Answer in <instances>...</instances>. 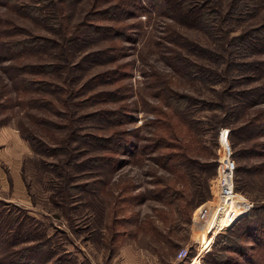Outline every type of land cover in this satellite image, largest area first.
<instances>
[{
	"label": "rangeland",
	"instance_id": "1",
	"mask_svg": "<svg viewBox=\"0 0 264 264\" xmlns=\"http://www.w3.org/2000/svg\"><path fill=\"white\" fill-rule=\"evenodd\" d=\"M263 126L264 0H0V264H264Z\"/></svg>",
	"mask_w": 264,
	"mask_h": 264
},
{
	"label": "built area",
	"instance_id": "2",
	"mask_svg": "<svg viewBox=\"0 0 264 264\" xmlns=\"http://www.w3.org/2000/svg\"><path fill=\"white\" fill-rule=\"evenodd\" d=\"M223 130H225V129H223ZM223 130L221 131V134H220L221 154H220V158H219L218 170H219V182L221 183V185L224 188V187H226L227 181L229 180L230 177L232 178V181H233L234 171L236 169V162L233 158V149H232V146H231V143L229 140L228 129H226V133H225L226 134L225 136H228L227 140L223 139V132H224ZM230 173H231V176H230ZM233 185H234V183H233ZM224 191H225V188H224ZM223 194H222V196H223ZM223 200L224 199L222 198L221 206L219 207L221 210L220 214H222V212L225 211V209H224L225 203L223 202ZM245 204H247V205L243 206V208H245V207L250 208L248 203H245ZM188 253H189L188 248H182L180 250V252L178 253V255L180 258L183 259V258H186L188 256Z\"/></svg>",
	"mask_w": 264,
	"mask_h": 264
},
{
	"label": "trees",
	"instance_id": "3",
	"mask_svg": "<svg viewBox=\"0 0 264 264\" xmlns=\"http://www.w3.org/2000/svg\"><path fill=\"white\" fill-rule=\"evenodd\" d=\"M262 128H264V126L262 127ZM173 146H176V145H173ZM214 157H215V155H214ZM216 158V157H215ZM216 164V161L215 160H213V165H215ZM259 227H261L263 230H264V220L263 221H260L259 222ZM259 227L258 226H256V227H254V229L255 230H257V233H259L260 235H261V237H262V232H261V230L259 229ZM264 233V232H263ZM226 236V238L224 239L225 240V243H226V248H230V246H232L231 244H229V242H234V238L235 237H238V238H241V235L239 234H237V232H232L231 231V234H229V235H225ZM229 246V247H228ZM240 247H242L241 245H240ZM243 248V247H242ZM242 252H244V251H242ZM254 260V259H253Z\"/></svg>",
	"mask_w": 264,
	"mask_h": 264
}]
</instances>
